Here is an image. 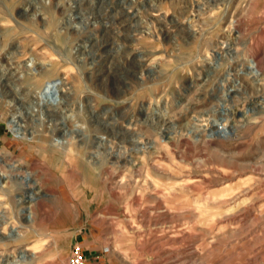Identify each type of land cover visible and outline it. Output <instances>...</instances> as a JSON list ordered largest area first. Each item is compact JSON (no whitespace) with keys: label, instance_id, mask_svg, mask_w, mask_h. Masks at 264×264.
I'll return each mask as SVG.
<instances>
[{"label":"rangeland","instance_id":"rangeland-1","mask_svg":"<svg viewBox=\"0 0 264 264\" xmlns=\"http://www.w3.org/2000/svg\"><path fill=\"white\" fill-rule=\"evenodd\" d=\"M0 229V264H264V0H0Z\"/></svg>","mask_w":264,"mask_h":264},{"label":"bare ground","instance_id":"bare-ground-1","mask_svg":"<svg viewBox=\"0 0 264 264\" xmlns=\"http://www.w3.org/2000/svg\"><path fill=\"white\" fill-rule=\"evenodd\" d=\"M251 66L253 68V72L258 71V67L256 66L255 61L252 59L251 61ZM33 63V62H32ZM63 82L61 80H58L57 78L54 80H48L47 82L44 83V85L42 86V89H40L39 91H37V101L39 103L42 102H46V104H53V103H57L58 99L61 97L62 94H64V87H63ZM44 111V110H43ZM11 125L12 128L11 130L14 132L16 137H24L26 135V132L24 131L22 125L16 123L15 119H11ZM20 122V121H19ZM221 132L224 133H229L228 131V127L226 125H223L222 128L219 130ZM57 144L58 146H63L66 145V141L64 139L62 140H57ZM9 168L11 170H14L17 168V165H9ZM31 173L27 172L26 174L22 175V174H17L16 176L18 178H20V180H22L23 182L27 183V186L30 188L29 191L27 192V195L24 196L23 198H21L20 200L25 204L27 203L29 206L31 204H33V202L38 198L37 197V191L34 188L35 186H33V181L31 180ZM2 177L5 178H11L12 176L7 174L6 172H2ZM25 215H26V219L28 220H32L33 218V212H31L30 210H26L25 211ZM16 231L13 229L12 232L9 234V236H16ZM2 234V231L0 229V236ZM24 257H19L18 259H16L15 261H13L11 264H16L20 261H22Z\"/></svg>","mask_w":264,"mask_h":264},{"label":"built area","instance_id":"built-area-1","mask_svg":"<svg viewBox=\"0 0 264 264\" xmlns=\"http://www.w3.org/2000/svg\"><path fill=\"white\" fill-rule=\"evenodd\" d=\"M68 264H89V261L80 243L73 244L72 254L69 258Z\"/></svg>","mask_w":264,"mask_h":264},{"label":"crops","instance_id":"crops-1","mask_svg":"<svg viewBox=\"0 0 264 264\" xmlns=\"http://www.w3.org/2000/svg\"><path fill=\"white\" fill-rule=\"evenodd\" d=\"M84 242V240H82ZM83 251L85 252L86 257L89 260V264H99L100 263V250L89 248L88 245H82Z\"/></svg>","mask_w":264,"mask_h":264}]
</instances>
